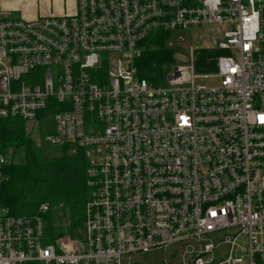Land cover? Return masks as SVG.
Listing matches in <instances>:
<instances>
[{
    "label": "built area",
    "instance_id": "obj_1",
    "mask_svg": "<svg viewBox=\"0 0 264 264\" xmlns=\"http://www.w3.org/2000/svg\"><path fill=\"white\" fill-rule=\"evenodd\" d=\"M31 21L0 10V121L52 124L85 150V220L53 245L40 215L0 205V264H264V0H76ZM210 29L177 58L175 31ZM167 33L173 65L149 82L140 44ZM198 50L218 52L196 70ZM216 82L207 86L200 80ZM18 163L0 146L2 169ZM47 205L39 211L45 213ZM76 231L81 236L73 237Z\"/></svg>",
    "mask_w": 264,
    "mask_h": 264
},
{
    "label": "trees",
    "instance_id": "obj_2",
    "mask_svg": "<svg viewBox=\"0 0 264 264\" xmlns=\"http://www.w3.org/2000/svg\"><path fill=\"white\" fill-rule=\"evenodd\" d=\"M167 33L156 34L143 41L136 60L139 75L149 82L161 77L163 66L171 60L172 51L166 49ZM212 50H198L196 70H214L217 55ZM0 146L21 151V163H10L1 172L0 205L18 217L40 215L44 222L47 244L68 236L72 229L82 226L88 195L85 170L89 159L85 150L70 151L59 148L58 155L46 156L32 144L22 119L7 118L0 121ZM47 205L45 213L39 211Z\"/></svg>",
    "mask_w": 264,
    "mask_h": 264
},
{
    "label": "rangeland",
    "instance_id": "obj_3",
    "mask_svg": "<svg viewBox=\"0 0 264 264\" xmlns=\"http://www.w3.org/2000/svg\"><path fill=\"white\" fill-rule=\"evenodd\" d=\"M41 1H45V0H41ZM46 1H54V0H46ZM209 31L210 29L207 27H196L187 30L175 31L171 34L170 39L167 41V44L170 45L174 51L179 53L180 56L187 55L189 53V49L197 50L198 48L211 46V42H210L211 36L209 34ZM177 58L181 61H184L183 56L179 57V55H177ZM173 65L169 64L163 70L165 72V75H163L164 84H167L166 77L168 76L169 72L172 70ZM203 72L204 71H202V73ZM200 81L207 86H213L214 84H216V82L211 80L202 79ZM25 124H26V130L30 135L32 144L34 146L39 147L42 153L48 157H51V155H58L59 148H55L51 146L49 147L44 142V137L46 133L50 131L52 124H46V123H39V124L25 123ZM13 155L15 160H17L18 162L21 163V161H23L22 150L13 151ZM72 236L80 237L81 235L76 231H73ZM174 250L176 251L177 260H180L184 250V246L179 244H173L172 247H169L165 251L163 250L150 251L146 254H143L142 256L135 255L133 257V261L137 262L138 264H162V259L163 258L169 259L170 255L174 252Z\"/></svg>",
    "mask_w": 264,
    "mask_h": 264
},
{
    "label": "crops",
    "instance_id": "obj_4",
    "mask_svg": "<svg viewBox=\"0 0 264 264\" xmlns=\"http://www.w3.org/2000/svg\"><path fill=\"white\" fill-rule=\"evenodd\" d=\"M76 0H0V10L11 12L13 18H23L31 21L47 15L61 16L73 13Z\"/></svg>",
    "mask_w": 264,
    "mask_h": 264
}]
</instances>
